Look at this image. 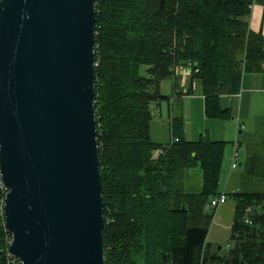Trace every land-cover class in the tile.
<instances>
[{"label":"trees","instance_id":"1","mask_svg":"<svg viewBox=\"0 0 264 264\" xmlns=\"http://www.w3.org/2000/svg\"><path fill=\"white\" fill-rule=\"evenodd\" d=\"M264 0H96L94 109L104 201V264H264V141L247 152L231 226V246L207 249L211 198L219 193L225 141L151 139V106L174 65L190 64L204 97V116L230 120L220 95L238 94L243 73H264V36L249 29L250 6ZM177 84L175 83V88ZM264 116V112H263ZM162 153L157 154L158 151ZM254 152V153H252ZM198 168L201 186L181 181ZM182 207L184 209H182ZM252 208L250 224L243 222ZM10 234L0 214V264Z\"/></svg>","mask_w":264,"mask_h":264},{"label":"water","instance_id":"2","mask_svg":"<svg viewBox=\"0 0 264 264\" xmlns=\"http://www.w3.org/2000/svg\"><path fill=\"white\" fill-rule=\"evenodd\" d=\"M95 42L96 0H0L3 221L22 264H104Z\"/></svg>","mask_w":264,"mask_h":264},{"label":"crops","instance_id":"3","mask_svg":"<svg viewBox=\"0 0 264 264\" xmlns=\"http://www.w3.org/2000/svg\"><path fill=\"white\" fill-rule=\"evenodd\" d=\"M249 29L264 36V2L253 3L250 6ZM176 84L175 90L170 78L162 80L159 84L160 93L167 96L169 100L151 106L152 115L158 120L156 125H153V119L151 121V139L155 143H169L171 141L170 123L173 118L180 117L187 141H196L201 135L207 134L213 141L227 142L220 174L227 179L220 192H227L228 179L234 171L230 169L234 147L238 151L237 167H241L242 163L238 159L242 140L245 148L244 160L248 151L260 150V145L264 141V73L245 74L238 94L220 95L221 108L229 109L231 113V119L225 121L209 120L204 116V97L198 80H191L190 76L185 79L177 77ZM185 91L187 94H184ZM256 123L259 136H261L259 141H254L253 129H246L245 125L252 127ZM261 127L263 129H260Z\"/></svg>","mask_w":264,"mask_h":264},{"label":"rangeland","instance_id":"4","mask_svg":"<svg viewBox=\"0 0 264 264\" xmlns=\"http://www.w3.org/2000/svg\"><path fill=\"white\" fill-rule=\"evenodd\" d=\"M246 73H243L242 78L244 77ZM158 120L153 117V125L158 124ZM246 129H253V139L254 141H259V133L257 129V123L254 126H247ZM260 129H263L261 127ZM240 153H239V159L240 163H244V155H245V148H244V142L242 140V144L240 145ZM254 153V152H252ZM238 167L236 170H234L231 173V177L228 179V185L227 192H233V188L239 187V181H242L243 178L241 177L243 174V167ZM194 169V170H193ZM226 177L220 176L219 181V192L222 191L224 188V185L226 183ZM200 175H199V169L198 168H192L190 172V176L183 177L181 181L182 188L185 191H196L200 187ZM257 189L259 191H264V180L258 183ZM237 206V202L231 195L227 196L226 203L220 205L216 210L209 209V207H206L203 209L204 213H212L213 217L212 219H206L203 220V223L207 227V236H206V245L207 249H210L209 251H212L214 248H220L221 254L226 251L227 247L231 246V226L234 221L235 216V207ZM228 249V248H227Z\"/></svg>","mask_w":264,"mask_h":264},{"label":"built area","instance_id":"5","mask_svg":"<svg viewBox=\"0 0 264 264\" xmlns=\"http://www.w3.org/2000/svg\"><path fill=\"white\" fill-rule=\"evenodd\" d=\"M188 76H191L190 64L189 65L187 64L185 66L174 65L171 68V81H172L173 89L174 90L176 89L175 83H176L177 77H182V79H185ZM184 94H187V91H185ZM160 153H162V151L159 150L157 152V154H160ZM237 158H238V151L234 147L232 155H231V164H230L231 170H236L238 168L237 167ZM231 193H233V192H231ZM5 194H6V190L3 187L1 179H0V214L2 216V220H3V202H4ZM226 200H227V194L225 192H221L217 196H214L213 198H211L210 208H214L216 210V208H218L220 205L224 204L226 202ZM251 214H252V208L251 207L246 208L245 214L243 216V222L245 224H250V218L249 217ZM3 227H4V221H3ZM9 243H10V238H8V240H7L8 246H9ZM227 248L229 249V247H227ZM227 248H226V251L228 250ZM7 249H8V247H7ZM5 258H6L5 264H22L20 261H18L14 257H12L8 253V250L5 251Z\"/></svg>","mask_w":264,"mask_h":264}]
</instances>
